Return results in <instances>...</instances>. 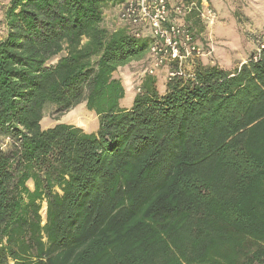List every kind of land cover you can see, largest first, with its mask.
I'll return each instance as SVG.
<instances>
[{
    "label": "trees",
    "instance_id": "16d2710c",
    "mask_svg": "<svg viewBox=\"0 0 264 264\" xmlns=\"http://www.w3.org/2000/svg\"><path fill=\"white\" fill-rule=\"evenodd\" d=\"M184 1L198 15L202 0ZM117 2L4 8L0 264H264V46L233 71L165 76L163 91L145 76L127 107L114 73L154 38L103 27ZM81 102L95 131L41 128L46 105Z\"/></svg>",
    "mask_w": 264,
    "mask_h": 264
},
{
    "label": "rangeland",
    "instance_id": "374dc122",
    "mask_svg": "<svg viewBox=\"0 0 264 264\" xmlns=\"http://www.w3.org/2000/svg\"><path fill=\"white\" fill-rule=\"evenodd\" d=\"M165 1L169 13L167 23L188 24L193 31L194 41L201 49L198 56L192 55L185 61V73H190L199 64L218 65L233 71L264 46V0H202L198 15H192L188 20H185V16L189 9L184 0ZM7 2L8 0H0V39L4 35L3 11ZM128 2L137 6L138 0L107 3L103 9L101 25L109 31L121 26L138 29L140 34L152 37L150 24L146 19L141 18L138 22L131 23L120 18V11ZM192 6H195V3L189 4V7ZM177 7H181V12H177ZM54 61L55 59H52L51 63ZM150 64L151 59L147 53L143 59L131 61L117 70V77L122 80L126 90L122 105H130L132 96L138 92L137 86L144 78L143 71ZM166 69L167 67L163 66L154 74V77L157 76L156 84L160 91H163L161 81L166 76ZM60 122L81 127L89 132L95 131L98 126V118L85 107L84 102L63 113H58L54 105H46L40 121L41 128ZM11 143L7 137L0 136V150L8 151ZM28 186L32 188L31 182ZM40 215L44 222L45 201L41 204Z\"/></svg>",
    "mask_w": 264,
    "mask_h": 264
},
{
    "label": "built area",
    "instance_id": "2783aa9c",
    "mask_svg": "<svg viewBox=\"0 0 264 264\" xmlns=\"http://www.w3.org/2000/svg\"><path fill=\"white\" fill-rule=\"evenodd\" d=\"M181 12V7H177ZM168 7L165 0H138L137 6L132 2L123 5L120 11L122 20L136 23L141 18L146 19L151 28L153 42L147 53L151 59L150 66L143 71V77L153 76L156 70L164 67L168 79L174 76H186L184 63L192 55L200 54V47L194 41L191 27L186 23H167ZM142 76V75H141ZM140 91V87L136 88Z\"/></svg>",
    "mask_w": 264,
    "mask_h": 264
},
{
    "label": "crops",
    "instance_id": "0c3cea01",
    "mask_svg": "<svg viewBox=\"0 0 264 264\" xmlns=\"http://www.w3.org/2000/svg\"><path fill=\"white\" fill-rule=\"evenodd\" d=\"M119 68H120V67H119ZM119 68H118V69H119ZM118 69H117V70H118ZM117 70H116V71H115V73H114V74H115V76H117Z\"/></svg>",
    "mask_w": 264,
    "mask_h": 264
},
{
    "label": "bare ground",
    "instance_id": "6f19581e",
    "mask_svg": "<svg viewBox=\"0 0 264 264\" xmlns=\"http://www.w3.org/2000/svg\"><path fill=\"white\" fill-rule=\"evenodd\" d=\"M127 94H128V92H127Z\"/></svg>",
    "mask_w": 264,
    "mask_h": 264
}]
</instances>
